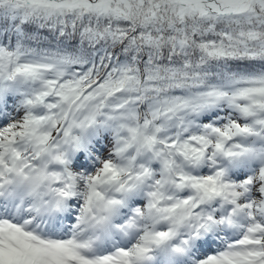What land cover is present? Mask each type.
Wrapping results in <instances>:
<instances>
[{"label":"snow or ice","instance_id":"obj_1","mask_svg":"<svg viewBox=\"0 0 264 264\" xmlns=\"http://www.w3.org/2000/svg\"><path fill=\"white\" fill-rule=\"evenodd\" d=\"M0 264H264V0H0Z\"/></svg>","mask_w":264,"mask_h":264}]
</instances>
